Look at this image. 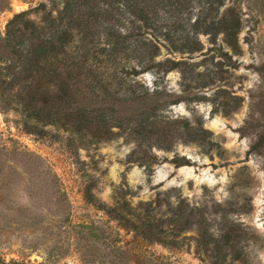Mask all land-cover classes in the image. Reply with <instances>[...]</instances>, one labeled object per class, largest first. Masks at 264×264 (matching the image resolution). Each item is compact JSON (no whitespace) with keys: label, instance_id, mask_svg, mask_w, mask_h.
I'll use <instances>...</instances> for the list:
<instances>
[{"label":"rangeland","instance_id":"374dc122","mask_svg":"<svg viewBox=\"0 0 264 264\" xmlns=\"http://www.w3.org/2000/svg\"><path fill=\"white\" fill-rule=\"evenodd\" d=\"M41 2L0 0V33L19 12L39 21ZM228 8L241 19L237 47L224 33H199L195 52L161 46L160 60L187 64L137 77L173 94L169 115L201 119L214 145L177 140L142 160L127 131L85 146L47 125L59 138L40 139L20 110L0 109V264H264V142L254 148L264 136V0H225ZM177 154L189 164L177 166ZM88 188L109 206L128 202L163 220L184 198L203 223L183 230L179 247L151 242L90 201Z\"/></svg>","mask_w":264,"mask_h":264},{"label":"trees","instance_id":"16d2710c","mask_svg":"<svg viewBox=\"0 0 264 264\" xmlns=\"http://www.w3.org/2000/svg\"><path fill=\"white\" fill-rule=\"evenodd\" d=\"M47 1L35 7L39 21L19 12L0 33V109L20 110L27 132L59 138L46 128L51 125L68 131L70 143L78 136L88 146L127 131L142 160L156 158L154 147L172 150L177 140L216 144L201 119L193 125L169 115L177 103L168 99L173 94L150 91L137 77L187 64L160 60L161 46L195 52L202 45L199 33H224L237 47L241 19L232 8L221 12L225 0H63L61 7L58 0ZM263 142L264 136L254 148ZM172 161L190 162L180 154ZM87 197L144 239L173 247L181 246L183 230L203 223L193 209L186 210L184 198L163 220L134 212L128 202L109 206L89 188ZM171 225L176 231L166 234Z\"/></svg>","mask_w":264,"mask_h":264}]
</instances>
